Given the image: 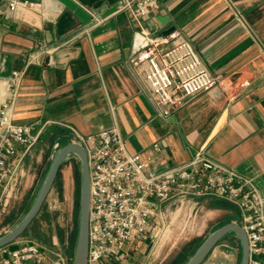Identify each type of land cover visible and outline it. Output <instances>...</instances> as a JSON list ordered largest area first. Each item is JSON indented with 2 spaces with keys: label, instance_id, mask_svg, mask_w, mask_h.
<instances>
[{
  "label": "crops",
  "instance_id": "crops-1",
  "mask_svg": "<svg viewBox=\"0 0 264 264\" xmlns=\"http://www.w3.org/2000/svg\"><path fill=\"white\" fill-rule=\"evenodd\" d=\"M32 1L36 10L20 11L8 28L0 19V106L6 80L23 71L14 123L42 128L38 142L65 140L64 145L116 125L130 153L160 145L159 171L203 150L253 179L264 198V0H158L159 9L143 26L180 32L218 80L168 118L158 114L140 70L129 63L140 46L138 25L115 12L120 0H70L90 16L86 24L61 0ZM214 200L194 204L223 213L218 226L239 222L234 205L218 207ZM148 242L128 249L127 258H141ZM216 248L214 264H235L233 257L222 262L228 251ZM124 262L110 258L106 264Z\"/></svg>",
  "mask_w": 264,
  "mask_h": 264
},
{
  "label": "built area",
  "instance_id": "built-area-1",
  "mask_svg": "<svg viewBox=\"0 0 264 264\" xmlns=\"http://www.w3.org/2000/svg\"><path fill=\"white\" fill-rule=\"evenodd\" d=\"M32 0H0V19L8 28L19 12L36 10ZM158 0H120L115 12H125L138 25L139 49L129 58L140 70L144 87L160 116L171 117L196 94L218 85L191 43L180 32L162 34L143 26L159 9ZM23 71L5 82L0 106V208L14 192L23 160L39 141L42 128L12 120ZM89 168L90 213L86 264L125 260L128 249L152 241L170 204L186 206L212 198L234 205L248 243V264H264V198L253 179L227 168L198 150L181 166L158 170L160 145L146 154L130 153L118 128L103 129L79 143ZM0 264H72L60 247L18 238L0 248Z\"/></svg>",
  "mask_w": 264,
  "mask_h": 264
},
{
  "label": "rangeland",
  "instance_id": "rangeland-1",
  "mask_svg": "<svg viewBox=\"0 0 264 264\" xmlns=\"http://www.w3.org/2000/svg\"><path fill=\"white\" fill-rule=\"evenodd\" d=\"M64 143L65 140L61 142L52 140L50 143L44 140L37 142L29 151L14 192L5 205L0 208V237L9 232L28 212L42 185L52 158ZM80 180L79 160L75 155H70L59 169L55 185L43 204V211L20 238L47 246L56 244L62 250V245L55 233L59 229L63 230L64 238L67 240L69 234L78 229ZM184 208L178 202L170 204L168 216L163 219V227L158 228L154 239L145 245L141 258H126L124 263L170 264L187 244L196 240L195 246L198 248L224 218L223 213L200 210L196 204H189L187 211ZM184 212L186 213L184 214ZM43 213L48 214L51 219L53 235L51 241H48L49 243L39 242L34 237L35 233L45 234L47 227ZM11 214L15 219L11 223H6V219ZM237 242V238L232 233L220 241L221 244L227 246L225 249L228 251V253H224L226 256H222V262L225 260L228 262L227 259L233 257L235 264H239L240 246ZM66 244L65 241V246ZM216 249L218 251L225 250L220 246ZM232 249H236L235 253H232ZM193 253L187 255L182 264H185ZM211 253L202 264H214L216 255H211Z\"/></svg>",
  "mask_w": 264,
  "mask_h": 264
},
{
  "label": "water",
  "instance_id": "water-1",
  "mask_svg": "<svg viewBox=\"0 0 264 264\" xmlns=\"http://www.w3.org/2000/svg\"><path fill=\"white\" fill-rule=\"evenodd\" d=\"M61 1L74 11L83 24L88 23L90 16L78 8L76 4L70 0ZM70 155H75L78 158L81 171L78 229L72 264H86L90 213L89 168L86 152L77 142H69L55 153L33 204L24 217L9 232L0 237V248L11 245L24 234L40 212L48 194L53 188L61 165ZM230 233L234 234L239 241V264H248L249 250L247 238L244 230L238 223H227L212 231L185 264H202L215 246Z\"/></svg>",
  "mask_w": 264,
  "mask_h": 264
},
{
  "label": "trees",
  "instance_id": "trees-1",
  "mask_svg": "<svg viewBox=\"0 0 264 264\" xmlns=\"http://www.w3.org/2000/svg\"><path fill=\"white\" fill-rule=\"evenodd\" d=\"M57 179V178H56ZM56 182V180H55ZM54 182V185H55ZM53 185V187H54ZM215 205L218 207H224L225 205H227V202L222 201V200H214ZM43 211V206L40 210V212L38 213V215L36 216V218L31 222V224L29 225V227L27 228V230L30 228V226L32 225V223L37 219V217L39 216V214ZM45 220V225H46V231L45 234H34V237L40 242H48L51 241V236L53 235V231L51 228V219L48 217V214L46 215V213L42 214ZM15 219L14 215H10V217H8L6 219V223H11L13 222V220ZM224 225V223H221L220 226ZM218 226V228L220 227ZM27 230L24 232L26 233ZM77 230H75L74 232L70 233L69 236L67 237V240H65L64 238V231L59 229L56 231L55 235L59 241V243L62 245V251L63 253L70 259H72L73 254H74V249H75V244H76V238H77V234H76ZM65 241L67 242L66 246H65ZM49 243V242H48ZM196 244V240L193 241L190 244H187L182 251L178 254V256L170 263V264H182L184 258L189 255L192 254L196 249L197 246H195ZM195 246V247H194ZM199 247V246H198Z\"/></svg>",
  "mask_w": 264,
  "mask_h": 264
},
{
  "label": "flooded vegetation",
  "instance_id": "flooded-vegetation-1",
  "mask_svg": "<svg viewBox=\"0 0 264 264\" xmlns=\"http://www.w3.org/2000/svg\"><path fill=\"white\" fill-rule=\"evenodd\" d=\"M58 173H59V172H58ZM57 177H58V174H57ZM57 177H56V178H57ZM55 180H56V179H55Z\"/></svg>",
  "mask_w": 264,
  "mask_h": 264
},
{
  "label": "bare ground",
  "instance_id": "bare-ground-1",
  "mask_svg": "<svg viewBox=\"0 0 264 264\" xmlns=\"http://www.w3.org/2000/svg\"><path fill=\"white\" fill-rule=\"evenodd\" d=\"M226 261V260H225ZM228 263V262H227Z\"/></svg>",
  "mask_w": 264,
  "mask_h": 264
}]
</instances>
